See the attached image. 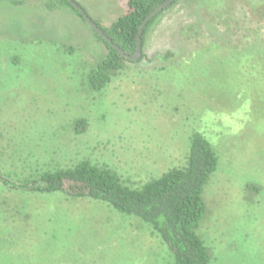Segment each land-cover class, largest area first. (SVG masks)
<instances>
[{
    "label": "rangeland",
    "instance_id": "374dc122",
    "mask_svg": "<svg viewBox=\"0 0 264 264\" xmlns=\"http://www.w3.org/2000/svg\"><path fill=\"white\" fill-rule=\"evenodd\" d=\"M56 1L0 0V172L88 159L140 186L183 166L200 132L218 156L197 228L208 264H264V0H177L148 29L142 60L98 91L86 74L107 50ZM76 1L102 27L127 10ZM24 197L11 199L25 206L13 223L0 219L15 255L0 264H173L148 223L106 202Z\"/></svg>",
    "mask_w": 264,
    "mask_h": 264
},
{
    "label": "trees",
    "instance_id": "16d2710c",
    "mask_svg": "<svg viewBox=\"0 0 264 264\" xmlns=\"http://www.w3.org/2000/svg\"><path fill=\"white\" fill-rule=\"evenodd\" d=\"M164 1L166 0H127L125 13L113 20L108 27H102L96 20L94 21L124 53L132 55L137 46L141 23ZM56 3L71 7L84 20L67 0H57ZM82 8L85 10L83 6ZM162 12L154 16L144 27L142 57L136 62H140L144 57L146 33ZM94 35L107 50L104 58L86 74L88 84L93 90L98 91L113 75L124 70L126 62L133 61L120 56L118 51L96 32ZM84 129L85 123L78 120L74 126L75 135L80 134ZM12 152L11 160L18 151L12 149ZM185 158L183 166L170 168L140 186H134L130 178L123 177L110 166L88 159L73 161L74 163L70 165L66 163V165L56 164L55 167L50 168L41 167L21 176L16 172L6 174L0 172V212H2L0 219L4 223H13L15 219L9 213L21 214L25 210L22 204L12 205L13 197L25 196L21 200H28L35 195L63 194L75 199L99 200L122 213L133 215L148 223L170 249L173 264H208V251L197 234V228L206 208L202 195L203 186L216 171L218 156L206 137L200 132H195ZM39 164L40 162L37 161V166ZM41 164L46 165L44 161ZM18 227L21 228V225L18 224ZM2 238L0 244L3 245L4 250L0 253V261H11L15 255L7 250L8 240ZM33 264H54V262L51 259L38 257Z\"/></svg>",
    "mask_w": 264,
    "mask_h": 264
},
{
    "label": "water",
    "instance_id": "95a60500",
    "mask_svg": "<svg viewBox=\"0 0 264 264\" xmlns=\"http://www.w3.org/2000/svg\"><path fill=\"white\" fill-rule=\"evenodd\" d=\"M70 5L77 10L79 14L82 15L84 21L88 24V26L96 32L101 38H103L105 41H107L113 48H115L119 55L126 58L127 60L136 62L142 57V34L144 27L146 24L158 13L162 12L166 8H168L175 0H166L162 4H160L155 10H153L141 23L138 35H137V46L135 49V52L132 55L124 53L115 43L111 41V39L106 35V33L103 31V29L85 12V10L82 8L80 4H78L75 0H67Z\"/></svg>",
    "mask_w": 264,
    "mask_h": 264
},
{
    "label": "flooded vegetation",
    "instance_id": "af4514ba",
    "mask_svg": "<svg viewBox=\"0 0 264 264\" xmlns=\"http://www.w3.org/2000/svg\"><path fill=\"white\" fill-rule=\"evenodd\" d=\"M79 4V3H78ZM89 15V14H88ZM90 16V15H89Z\"/></svg>",
    "mask_w": 264,
    "mask_h": 264
}]
</instances>
